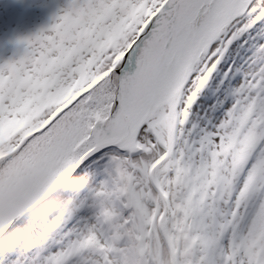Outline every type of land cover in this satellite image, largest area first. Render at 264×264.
I'll list each match as a JSON object with an SVG mask.
<instances>
[{"label": "snow or ice", "instance_id": "1", "mask_svg": "<svg viewBox=\"0 0 264 264\" xmlns=\"http://www.w3.org/2000/svg\"><path fill=\"white\" fill-rule=\"evenodd\" d=\"M0 11V264H264V0Z\"/></svg>", "mask_w": 264, "mask_h": 264}, {"label": "rangeland", "instance_id": "2", "mask_svg": "<svg viewBox=\"0 0 264 264\" xmlns=\"http://www.w3.org/2000/svg\"><path fill=\"white\" fill-rule=\"evenodd\" d=\"M0 15L6 16L7 13L0 11ZM13 126L10 123L5 128H0V136L5 135L7 131ZM40 182L36 179L30 177L29 184L25 188L21 189L15 200L10 203L0 202V212H10L13 217L19 213L24 207L38 200L41 195ZM62 204L58 203L53 206L51 202L44 204L41 208L37 209L31 213L28 217L33 218L32 221L25 223L24 225L18 226L19 232L18 236L15 239V243L21 246L27 245L33 237L40 238L43 233L40 232V229L36 226L35 218L44 217L49 215L51 212L56 211Z\"/></svg>", "mask_w": 264, "mask_h": 264}, {"label": "water", "instance_id": "3", "mask_svg": "<svg viewBox=\"0 0 264 264\" xmlns=\"http://www.w3.org/2000/svg\"><path fill=\"white\" fill-rule=\"evenodd\" d=\"M48 203V201L43 200V196L38 198V200L34 201L33 203L27 204L19 213H17L14 217L19 216H29L31 213L36 211L37 209L41 208L44 204Z\"/></svg>", "mask_w": 264, "mask_h": 264}]
</instances>
